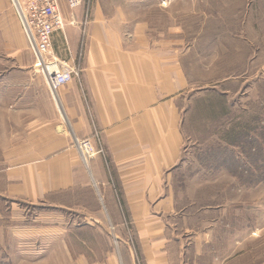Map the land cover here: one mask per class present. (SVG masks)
I'll list each match as a JSON object with an SVG mask.
<instances>
[{
    "label": "crops",
    "instance_id": "0c3cea01",
    "mask_svg": "<svg viewBox=\"0 0 264 264\" xmlns=\"http://www.w3.org/2000/svg\"><path fill=\"white\" fill-rule=\"evenodd\" d=\"M8 2L0 0V198L12 217L0 212V243L17 237L33 264H264L258 204H234L232 187L220 204L179 203L171 186L190 87L178 0L62 4L53 53L74 59L80 78L53 94ZM193 2L204 18L201 8L228 10ZM85 139L102 150L87 164L75 146ZM21 206L49 213L23 225Z\"/></svg>",
    "mask_w": 264,
    "mask_h": 264
},
{
    "label": "rangeland",
    "instance_id": "374dc122",
    "mask_svg": "<svg viewBox=\"0 0 264 264\" xmlns=\"http://www.w3.org/2000/svg\"><path fill=\"white\" fill-rule=\"evenodd\" d=\"M212 3L218 10H228L213 13L201 8L207 17L204 18L197 13L196 2L178 0V7L184 12L179 20L184 26V34L180 37L184 41V68L190 87L180 103L184 114V149L171 186L179 203L220 204L229 199L232 187L234 204L246 202L250 207L258 204L264 210V163H252L241 149L226 144L233 134H240L246 127H258L246 135L254 141H262L264 0H212ZM8 4L11 5L10 0ZM237 7L242 10L238 11ZM210 14L243 17L215 19L210 18ZM170 16L167 21L171 20ZM4 41L0 35V45ZM238 138L246 141L242 135ZM252 145L253 142L248 148L251 153H256L258 148L254 151ZM206 148H211L215 155L230 150L233 161L227 160L224 164L219 161L215 167L202 166L206 156H199ZM259 150L264 158V144ZM229 170L233 171L232 174ZM250 174L258 175L255 177L258 183L250 182ZM21 207L25 214L23 225H29L30 219L39 213H49L43 206ZM7 208H10V202L0 198V212L10 219L12 216ZM261 232L258 233L259 242L264 243V231ZM252 233L250 231V235ZM11 238L5 237V242L0 243V264H33V259L23 257L32 254V247L22 246L17 237Z\"/></svg>",
    "mask_w": 264,
    "mask_h": 264
},
{
    "label": "built area",
    "instance_id": "2783aa9c",
    "mask_svg": "<svg viewBox=\"0 0 264 264\" xmlns=\"http://www.w3.org/2000/svg\"><path fill=\"white\" fill-rule=\"evenodd\" d=\"M83 1L10 0L33 57V69L43 76L52 94L73 79L80 78V69L74 59L63 60L54 55L53 36L57 31L63 32L61 5L65 4L68 10H74L81 6ZM75 146L85 164L102 152L94 146L91 139L76 140Z\"/></svg>",
    "mask_w": 264,
    "mask_h": 264
},
{
    "label": "trees",
    "instance_id": "16d2710c",
    "mask_svg": "<svg viewBox=\"0 0 264 264\" xmlns=\"http://www.w3.org/2000/svg\"><path fill=\"white\" fill-rule=\"evenodd\" d=\"M258 127L256 128H244V130H241L240 134L239 132L233 134L231 136V139L229 141V143H226L227 145H232L234 144L233 146L239 148L242 150L243 153L246 154V156L250 159V161H252V163L254 162H260L262 161L264 163V158H263V152L259 150V148L262 146V144H264V132L263 134L261 135V143L256 140H252V138L248 137L247 135L249 134V132L257 129ZM247 134V135H246ZM244 136L246 137L245 140L246 141H243L242 139H239L238 137L240 136ZM234 139H233V138ZM233 139V140H232ZM253 142V148H254V151L258 148V151L256 153H251L250 152V149L248 148L249 144ZM233 153L230 152V150H226L224 151V153H220V154H214L212 153V149L210 148H206V151L205 152H200V156L199 157H204L206 156V158H204V163L202 164V166H205V167H215V165H217V162H221V164H224L227 160H232L233 158ZM233 161V160H232ZM240 166V165H239ZM263 171H264V167L262 168ZM231 172H233L232 170H229ZM248 171V170H247ZM258 175H255L253 176L252 174H250V182L256 184L258 183L257 182V177ZM248 178H246L245 180H247ZM261 180H263V178H260ZM248 181V180H247ZM259 181V180H258Z\"/></svg>",
    "mask_w": 264,
    "mask_h": 264
},
{
    "label": "bare ground",
    "instance_id": "6f19581e",
    "mask_svg": "<svg viewBox=\"0 0 264 264\" xmlns=\"http://www.w3.org/2000/svg\"><path fill=\"white\" fill-rule=\"evenodd\" d=\"M78 150V149H77ZM79 153V152H78Z\"/></svg>",
    "mask_w": 264,
    "mask_h": 264
}]
</instances>
